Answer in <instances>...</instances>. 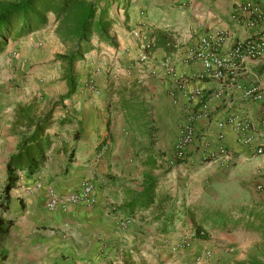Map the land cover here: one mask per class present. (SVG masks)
I'll list each match as a JSON object with an SVG mask.
<instances>
[{
  "label": "crops",
  "instance_id": "obj_1",
  "mask_svg": "<svg viewBox=\"0 0 264 264\" xmlns=\"http://www.w3.org/2000/svg\"><path fill=\"white\" fill-rule=\"evenodd\" d=\"M124 1L128 0L114 2L110 11L115 23H124L120 28H115L114 23L110 30L116 45L100 43V49L84 55L85 66H99L95 82L101 86L102 92H90L91 87L84 89L83 80L80 79L76 94L69 98L71 106L54 112L56 122L48 130L52 143L44 165L31 176L20 174L16 186L11 190L8 214L15 220L11 233L21 227L25 219L30 220L29 223H32L31 220L38 221L37 215L44 211L52 225L72 223L74 220L76 223H92L103 210L101 200L105 198L109 203H114L113 208L117 209L127 201L129 193L143 189L145 175L155 179L153 204L138 210L134 218L145 224H154L157 228L160 224L152 219L158 211L164 214L162 219L173 213L169 230L185 228L181 230L192 234L207 211H218L235 220L241 215L242 207L245 208V218L250 208L264 210V191L257 189L258 185L264 186V124H260L264 116V102L243 96V89L250 84L264 87V57L257 60L246 58L240 62L235 76L223 86V98L209 99L210 117L196 125V140L189 146L183 161L173 160V144L178 126L185 116L186 102L163 68L168 64L175 68L178 75L193 78L201 70V65L199 61L189 60L188 55L197 48L201 37H213L217 31H224L225 39L217 46L219 52L224 54L234 41L253 36L254 30L247 25L248 14L237 11L244 0H133V3L130 0L128 9L124 8L122 13ZM258 8L264 13V0H258ZM234 14L238 15L237 18ZM155 29L172 34L174 44L170 54L165 55L161 47H153L152 33ZM43 30L22 37L15 44L24 43L23 46L30 48L29 39ZM144 45L149 47L144 48ZM27 50L32 51L25 49L23 55H30ZM143 54H146V59L141 60ZM2 63L7 65L8 61L0 59V66ZM133 81L139 83V98L146 103L149 119L156 130L150 138L135 134L119 107L115 90L122 85L129 86ZM194 82L202 87L206 98L218 87L214 81ZM105 87L114 89V92H104V95ZM170 90L173 95L169 94ZM98 94L103 99L104 107H96L99 104ZM74 100L76 103L73 104ZM112 108L120 113L123 120L116 123L117 129L113 128L114 122L111 120L114 113ZM13 114L12 106L4 126L10 147L8 154L14 151L18 141L17 136L10 132ZM65 114L68 123L62 125L59 120ZM233 114L245 116L252 123V145L237 141L232 126L226 125L222 130L216 126V123ZM219 132L222 133L221 138H218ZM258 145L263 148L261 154L254 151ZM219 146L226 148L229 159L219 157L213 161L204 160L205 148L216 149ZM7 156L2 161L3 181ZM99 174L106 181L99 187L91 180L98 190L95 204L71 205L66 210H46L44 204L48 185L53 186L59 194H66L75 190L87 177L93 178ZM128 179L130 181H126ZM117 182L121 184L120 187ZM224 197L227 204L212 205ZM119 213L125 217L122 212ZM189 213H193L194 217ZM200 225L206 231V237L217 244V248H214L217 264L230 263V257L240 250L239 231H255L244 226V220L237 226L228 223L224 228L206 222ZM95 247L97 245L93 246L90 242L88 249L95 250Z\"/></svg>",
  "mask_w": 264,
  "mask_h": 264
},
{
  "label": "rangeland",
  "instance_id": "obj_2",
  "mask_svg": "<svg viewBox=\"0 0 264 264\" xmlns=\"http://www.w3.org/2000/svg\"><path fill=\"white\" fill-rule=\"evenodd\" d=\"M122 3L123 13L128 9L130 0ZM55 24L50 15L47 25L42 28L44 30L39 32L38 36L35 34L36 37L29 39L30 48L23 46L24 43L17 45L14 41L10 42L0 54V59L4 58L8 61L7 65L2 63L0 66V190L3 182L2 161L10 148L4 127L8 122L10 109L32 99H36L39 106L44 109L66 91L65 83L61 80L60 63L55 59V54L64 52L65 47L54 34ZM123 24L122 22L120 25ZM120 25L115 23V28H120ZM96 46L97 49L101 48L99 44ZM25 49L32 50L31 52L27 50L30 55H23ZM85 64V58L77 64V72L79 79L83 80V88H89L90 84H94L90 92L101 93V86L95 82L99 66L91 67ZM112 91L114 92V89ZM104 92L105 90L103 94ZM97 98L99 104L96 107H104L103 99L99 94ZM70 101L71 99L64 100L63 104L71 106ZM112 109L114 113L111 120L114 122L113 128L117 129L116 123L121 122L122 117L118 111ZM60 110L62 109L58 105L56 111ZM101 176L99 174L86 179L96 182L100 187L102 182L106 181ZM129 177L136 179L132 175ZM117 185L121 186L118 182ZM224 199L225 197L220 200L221 202L208 204L225 205L227 203ZM101 203L103 212L100 211L101 215L93 219L92 223H76L74 220L72 223L52 225L50 221L48 222L49 215L46 211L37 215L38 221L31 220L32 223H29L30 220L25 219L21 227L13 230L3 240L10 256L3 264H108L110 260L115 264L122 262L125 253L128 259L141 264H217V253L214 249L217 248V244L213 243L211 238L193 236V232L186 234V231L181 230L185 228L177 230L173 228L163 234L154 224H145L137 218L123 217L114 210V203H109L105 198ZM238 236L242 246L234 253L235 259L230 257L228 264H240L255 252V248H258L257 250L260 251L258 253L264 256L260 233L241 230ZM90 242L98 248L88 249ZM185 242L188 244L186 245Z\"/></svg>",
  "mask_w": 264,
  "mask_h": 264
},
{
  "label": "trees",
  "instance_id": "obj_3",
  "mask_svg": "<svg viewBox=\"0 0 264 264\" xmlns=\"http://www.w3.org/2000/svg\"><path fill=\"white\" fill-rule=\"evenodd\" d=\"M116 1L118 0H0V54L10 42L45 27L49 16L52 15L56 23L54 34L65 47L64 52L55 54V59L60 63L61 80L66 87L65 93L47 108L40 107L36 99L19 103L14 108L10 132L17 136L18 141L4 163L5 177L0 190V264L6 261L9 254L3 240L9 236L15 224V220L8 214L11 207V190L16 186L20 174L31 176L44 165L52 143L48 130L56 122L54 112L58 105L60 109H65L63 101L76 94L80 80L77 64L84 60V54L97 49L96 45L100 43L116 45L114 36L110 34L115 23L110 11ZM152 37L153 47L163 48L165 55L173 51L174 39L169 31L155 29ZM138 86L139 83L133 81L129 86L122 85L115 92L118 95L119 107L133 132L150 138L156 130L149 119L146 103L139 98ZM110 91L112 89L107 88L105 93ZM67 117L65 114L59 123H68ZM143 178V189L129 193L127 201L115 209L122 212L127 219L134 218L138 210L153 204L155 179L147 175ZM244 210L242 207L241 215L235 220L218 211H207L199 222L224 228L228 223L237 226L244 220V226L261 233L264 247V210L250 208L246 218L243 217ZM188 215L194 217L193 213ZM163 216L164 214L158 211L152 220L160 224L158 230L164 234L169 230L168 224L173 221V213L165 219H162ZM200 224L194 227L192 235L206 238V231ZM257 249L255 248V252L240 264H264V256H261ZM126 255L125 253L121 263L115 264H141L128 259ZM108 264L114 263L110 260Z\"/></svg>",
  "mask_w": 264,
  "mask_h": 264
},
{
  "label": "built area",
  "instance_id": "obj_4",
  "mask_svg": "<svg viewBox=\"0 0 264 264\" xmlns=\"http://www.w3.org/2000/svg\"><path fill=\"white\" fill-rule=\"evenodd\" d=\"M237 11L248 14L247 25L254 30L253 36L234 41L229 51L224 54H221L217 49L218 44L225 39L224 31H217L213 37H201L197 48L191 50L188 55L189 60L199 61L201 65V70L193 78L178 75L171 65L167 64L163 67L170 82L174 84V88L182 93L187 107L185 116L178 126L173 144L174 161L185 160L189 146L196 140V125L199 121L208 120L210 117L209 99L220 100L223 98V86L227 80L235 76L240 62L246 58L257 60L264 57V13L258 8V0H244ZM233 16L237 18L238 15L234 14ZM143 47L148 48L149 45ZM140 59H146V54H143ZM194 80L214 81L216 84L218 83V87L211 93L209 98H206L204 90L196 85ZM90 87L94 88L93 84H90ZM169 94L173 95V91L170 90ZM243 96L254 101L264 102V87L250 84L243 89ZM260 124H264V116L261 117ZM226 125L232 126L237 141L244 145L253 144L254 127L245 116L233 114L216 123L220 130ZM221 137L222 133L219 132L218 138ZM204 151V160L213 161L219 157L230 158V154L223 146L216 149L205 148ZM254 151L261 154L263 148L258 145ZM257 189L264 191V186L258 185ZM45 193L44 206L46 210L53 211L58 208L66 210L68 206L77 204L91 206L97 201L98 190L91 180L85 179L81 181L75 190H71L66 194H59L51 185L46 187Z\"/></svg>",
  "mask_w": 264,
  "mask_h": 264
}]
</instances>
